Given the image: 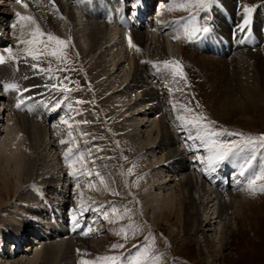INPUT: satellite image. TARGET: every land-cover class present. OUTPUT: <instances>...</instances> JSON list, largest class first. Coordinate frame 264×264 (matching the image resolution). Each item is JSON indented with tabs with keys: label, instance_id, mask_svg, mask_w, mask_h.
Here are the masks:
<instances>
[{
	"label": "rangeland",
	"instance_id": "374dc122",
	"mask_svg": "<svg viewBox=\"0 0 264 264\" xmlns=\"http://www.w3.org/2000/svg\"><path fill=\"white\" fill-rule=\"evenodd\" d=\"M33 1L35 6L40 9L41 17H46V12L54 11L51 4L45 11L39 5L38 0ZM51 1L48 0V3ZM60 1L66 2L62 6L70 5L75 17L79 18L81 13L78 0ZM130 1L135 2V0ZM229 1L212 0V3L206 8H200L194 4L187 9L180 8L179 12L181 14L189 12L196 14L195 24L200 29L209 25L212 12H214L218 22L225 21L229 25L241 29L240 26L244 23L245 17L249 16V13L245 12L247 6L253 9L250 14V23L241 30L245 34L252 32V28L256 27L254 26L255 21L259 23L256 25L259 28L261 26V30H264V0H254L255 2L234 0L236 5L234 10L228 5ZM170 2L155 0L152 4V14L157 19L156 21L162 20H159V23L162 22L161 25L166 20L171 19L172 14L166 8ZM0 4H2L0 6L5 7L0 9V55H3L4 49L9 48V46L15 49L18 54V59L7 65L9 71L6 68L0 73V94L2 96V100H0V123L6 124L12 119L14 111L11 107L16 111L37 113L42 110L45 112L46 156L50 160L48 168H45L47 171L45 174L49 180L46 181L47 183L42 182L45 178L44 167L39 170L41 176L38 175V179L34 180L36 183L45 185L47 190L45 195L52 200V207L47 210L35 209L27 212L16 206L19 203L16 198L17 190L15 194H12V198L5 196L6 202L0 207V264H27L35 249L44 244L56 243V239H46L41 235L45 233L53 221L66 229L67 234L62 237L66 239L61 238V242L66 240L70 241V244L73 243L65 261H60L64 264H81L82 260L91 259V257L94 259L93 261H97L98 257L104 256H119L118 264H135L138 257L142 260V264H264V192L262 191L257 190L251 193L253 200H251V204L250 202L246 203L243 212H238V206H233V204L228 206L222 219L227 226L224 229L225 238L223 237V239L219 224L214 223V219H210L209 225L204 226L206 221L203 220L206 215L213 217L211 214L213 210L210 207H208L209 214H206L202 207L199 209L203 230L195 233L183 227V222L180 220V209L177 207L175 208L176 214H172L171 217L167 214L159 216L156 214L155 207L158 203H161L158 208L163 206L161 210L162 213L163 211L165 213L164 201L167 200L168 196L176 198L177 181H175L172 169H168L163 161H160L162 151L158 147L159 133L155 127L157 118L153 112L144 108L143 103L145 101L140 95L136 96L134 84H129L130 77H126L129 66L128 44L125 41V38H128L127 35L121 36L119 40L121 42L118 41L115 47V55L121 57L116 66L111 67L116 57H108L105 53L104 58H102L103 64L100 66L101 68L104 66V69L93 70L92 64H89L88 59L82 57L71 37L68 39L64 31H61V34H55L52 27L49 26L47 29L44 24H40L36 14L31 15V12L28 15L34 17L43 32H51L67 42L63 48L65 53L63 58L57 59L55 56L42 54L38 59L33 60L24 51L27 45L20 42L32 38L31 34L35 25L26 22L30 30L24 33L23 29L18 27L20 21L17 20L16 16V5L22 3L0 0ZM220 6L224 10L222 15L217 12ZM9 9L13 11L11 12ZM29 9L31 8L28 6V11ZM135 13V9H129V14L135 15ZM226 14H229L233 21L230 19L231 22H227ZM77 17L76 20H78ZM58 20H61V27H65L67 22L64 20L66 19L58 18ZM66 26L68 27V24ZM80 26H83V22ZM123 26L118 25L121 33L128 32ZM251 26L253 27L251 28ZM164 27L161 29L163 30ZM244 33L242 34L243 38ZM197 34L199 35L197 40H199L203 36V31L197 32ZM258 36L261 42L253 45V47L262 42L264 44V36L262 38L260 34ZM43 39L46 40L47 37L45 36ZM79 39L80 44L85 46L84 39L80 34ZM201 40L204 42L203 38ZM244 42L246 43V39ZM190 46L193 45L189 44L188 47ZM253 47L248 46V48ZM143 49V56L148 57L146 56V44ZM229 53L227 52L226 55L211 53L215 57H224L223 60H225L218 64V68L214 66L216 72L218 69H223L227 75H231V66L227 65L232 56ZM161 64H163L162 61H151L150 66L144 70L145 72H142L143 77L150 82V85L155 87L158 85V89L161 90L165 99H169L164 105L161 104L166 112L165 120L167 118L168 128L171 127L169 130L175 138V147L179 148L185 160L194 165L192 175L197 179L195 180L198 183L203 182L206 187L212 186L214 188L216 183L211 184V181L218 178L217 175L221 173L219 172L221 166L217 167L215 171H210L206 163L198 159V157H207L208 153L200 146L199 140L189 138L196 135L197 129L190 125H184L177 119V116L184 115L189 119L195 116H203L205 119L202 123H208L212 130H227L228 132L242 133L245 137H256L264 134V103H261V108L258 109L248 108L241 101L243 98L240 96L235 97L232 92L224 93L222 91L218 92L219 96L221 95L220 101H214L212 84L206 80L204 73L188 62L184 68L186 67V75L191 85L187 86L192 99V104L188 108L191 111H186L187 108H181L180 111L176 110L179 112L176 113L171 103V99L173 101L175 96L171 95L170 90L163 88L164 79L163 75L161 76L163 66ZM2 66L4 67L5 64H0V71ZM48 69L51 70L48 71ZM165 69L164 71H168L170 68ZM113 75H115L116 80L112 82L110 80ZM11 83L16 84L19 90H5L4 85ZM53 85L56 87L54 88ZM65 85L71 89L69 93L60 90ZM193 91L195 95H193ZM224 96L227 100L229 99L225 107L223 106ZM21 101H23L21 107L17 108V103ZM174 123H177L175 124L176 127L173 126ZM0 134L1 137L4 135L3 129H0ZM219 138L223 140L239 139V137L228 136L226 133ZM148 139L152 141L150 146ZM61 141H66V143L62 144ZM69 148L72 149V152L66 159L64 154ZM262 161H264V148L257 150L256 160L253 161L254 168L258 169ZM6 170L7 165L3 162L0 163V175ZM73 170L76 171V175L71 174ZM153 174H155L154 178ZM236 175L237 172H235ZM170 176H173L174 179L169 181ZM155 178L160 179V181L163 179L165 181L168 178L165 188L157 189L156 184L158 182ZM236 178L238 183L236 182V185L233 183L232 188L235 186L239 188L241 177ZM257 183L261 184L264 181ZM0 185V193L4 194L5 187L1 180ZM49 187H53V189ZM2 189L4 190L2 191ZM147 190L152 195L151 204L153 205L150 207L143 205L145 203H143V195ZM60 193H64L65 197L63 198ZM62 199L68 201L65 207L62 205ZM174 201L172 200L170 203ZM13 212L29 215L27 223L31 228L23 236V231L14 225L11 216ZM73 217L76 219L74 220ZM207 228L212 230H207ZM16 229L18 230L16 231ZM33 229L38 232H34ZM85 232L88 234L85 235ZM74 244L75 246H73ZM113 244H120L123 247L112 248ZM181 244L182 246H180ZM146 250L148 260L143 259ZM79 251L80 253H78ZM98 263L100 264L99 261Z\"/></svg>",
	"mask_w": 264,
	"mask_h": 264
},
{
	"label": "bare ground",
	"instance_id": "6f19581e",
	"mask_svg": "<svg viewBox=\"0 0 264 264\" xmlns=\"http://www.w3.org/2000/svg\"><path fill=\"white\" fill-rule=\"evenodd\" d=\"M38 1H39V5L45 11L49 8L48 5L51 4L54 7V11H53L54 13L46 12V17H41L40 15L41 12H39L40 9H38L37 6H35V2L33 0H25L24 2V3H27L28 6L31 8L29 9V11H28V7L25 8L23 7L22 4L16 5V11L21 13L22 15H27V16H29L28 13H31V12H32L31 15L36 14V16L38 17L37 19H39L40 24H44V26L47 29L49 26L52 27L53 32L55 34L57 33L61 34V31H64L68 39H70L71 37L73 42L76 44L78 48L77 50L80 52L82 57L84 59H88L89 64H92L93 70L94 69L102 70V68L104 69V66L102 68L100 66L101 64H103L102 58H104L103 56L105 55V53L108 55V57L109 56L111 58L116 57V59H114L115 61L111 64V67L112 66L115 67L116 64L118 63L117 61H119V59L121 60L120 56L115 55V47L118 44V41L121 39L120 37L123 35H127L128 38H125V37L124 38H125L126 44L128 45H129V38L131 39L132 43L136 47H129L127 45L128 47L127 51L129 55V66L127 70L128 72L126 71L128 76L126 77H130V80H128L129 84H134L135 90L137 92L136 96L140 95L141 98H143L142 100L145 101L143 103L145 105L144 108L147 109V111L149 112L150 111L153 112L154 113L153 115H155V118H157V122L155 121L156 123L155 127H157L156 130L159 133L158 134L159 135L158 147L162 151V155H161L162 157L160 156V158L162 159L160 161H163V163L166 165L168 169H172V173L175 176V181H177L176 182L177 195L175 196L176 198L174 199L173 196H168L167 200L164 201V204H165L164 208L166 209L165 213L164 211L162 213V210H161L163 209V206L160 209L158 208V205L159 204L161 205V203L157 202L158 203L157 206L156 205H155L156 207L154 206L156 209V214L158 216L167 214L169 217H171L172 214H176L175 208L177 207L178 209H180V220L181 222H183V227L186 230L190 229L191 231L195 233L197 231L203 230L199 209L202 207L204 209L203 211L206 214H209L208 207H210L213 210L211 213L213 217L206 215V218L203 220V221H206V224L204 226H208L210 219H214V223L219 224V229L222 234V239L223 237L225 238L224 229L227 226L225 225V222L222 221V219L224 218V215L227 211L228 206L233 204V206L234 205L238 206V212H243L245 210V205H247L246 203L250 202L251 204V200H253L252 199L253 196L251 197L252 192H250L247 188V174H245L244 176L240 175L239 164L241 161L239 160V158H233V160L228 161V163L233 167L234 171L237 172L236 177H241L239 180V188L235 186L236 184L234 185L235 188H232L231 185L226 186V184H223V183H221L220 186L215 184L216 187L214 186L213 188L212 186L206 187L203 184V182L198 183V181H196L197 179L195 178V176L192 175V170L194 169V165H192L191 162L185 160L179 148L175 147V138H173L171 131L169 130V128L171 127L168 128L169 125L167 126V122H166L167 118L165 120L166 112L164 111L161 104L164 105V103L168 101L169 99L168 100L165 99V97L161 93V90L158 89L159 88L158 85H157L158 87L157 86L155 87L154 85L153 87L152 85H150V82L147 81L143 77L142 72L146 70L148 66H150L151 61L153 62L154 61H162V62L179 61L180 65L182 66L183 72H184V77L173 75V72L171 69H169L168 71H164L165 67H162L163 74H161V76L163 75L162 77L164 79L162 82V84H164L163 88H166V90H170L171 95L175 96L173 101L171 99V103L173 104L175 111L176 110L180 111L181 108L188 109L189 106H191L192 104L191 93L189 91V87H187L191 85L189 84V80L186 75V71H187V70L185 71L186 67L184 68V66L188 62L192 63L198 70L204 73V75L207 78L206 80L212 84L213 89H214L213 90L214 92L212 93V97L214 98V101H217V102L220 101L221 95L219 96L218 92L220 91L224 93L232 92L234 93L233 95L235 97L238 95L241 98H243V100L241 101L245 103L248 106V108L258 109V108H261L260 107L261 103H264V44L263 42L260 45H257L253 48H248L247 47L248 45L244 42L243 36L239 34L241 29L238 27L229 25L225 21L218 22L217 18H215L214 12H212L213 23L211 24L212 22V17H211V21L209 23V25L210 24L211 25L210 26L208 25L206 27L209 29V31L203 32L204 41L205 42L208 41L209 44L202 45V43H199V41L197 40L199 35L197 33H196L197 36L195 34V36L189 39L185 35V32H184L185 25L189 24V21L192 20L193 18L196 23L197 16L196 14L190 13V12L186 14H181V12H179L180 7H178V5L183 3V0H173V1L167 0L169 2L171 1L168 7H166L167 10L172 14L171 19L170 20L168 19V21L165 19L166 22L165 23L163 22L164 24L162 25L160 24L162 22L159 23V20L161 19H158L157 22H152L148 20V23L150 25H148L146 29H144L145 27L141 25L143 21L141 13H144L147 19L152 9V4H153L152 2H154L155 0H140L139 9L137 12L139 19L137 20L131 17L127 19L126 28L129 31L124 32L125 34L121 33L120 27H118L117 24H112L111 21H109L108 23L104 19V17L101 15L100 9L99 10L93 9L91 11H88V4L90 0H79L78 6L80 7V13L82 14V15L81 14L79 15V18L76 16L79 21L76 20V17L70 5H67L68 7L62 6L65 1L62 2L60 0H52L51 3H48V0H38ZM247 1L253 2L254 0H247ZM116 3L120 7V12H121L120 15H124V8H122L121 3L118 2V0H116ZM228 5L231 7L232 10H234L236 7L234 0H230L228 2ZM249 5H253V4H249ZM2 8H5V7L0 6V9ZM85 8H87L86 11H84ZM9 10L11 11V9ZM217 12L219 15H222L224 13L222 6L219 7V10H217ZM14 14H15V10H14ZM58 18L66 19L64 21L67 22L68 27L66 26L67 24L65 25V27H61L60 25L61 20L59 21ZM88 18L91 19L92 22L89 21ZM234 19H237V18H234ZM17 20H18V17H17ZM82 22H83V26H80ZM256 24H259V23L255 21L254 26L258 28L257 30L255 29V31L258 34H260L262 38L264 36L263 35L264 30L261 31V33L263 32L261 34L259 27ZM27 25L25 21H20V24L18 25V27L19 28L21 27L25 33L30 30V27ZM163 26L165 27L162 30L161 28ZM195 27H196V24H195ZM69 29H70V33L68 34ZM79 34L84 39L85 46L80 44ZM189 40H191V42H189ZM145 44H146V51H147L146 56L148 57L143 56L144 53L142 54V51L144 50L143 46H145ZM189 44L193 46L188 47ZM246 47L248 49H246ZM12 50L14 53L17 54V51L15 49H12ZM227 52H230L232 54L230 60H228V63H227V65L231 66V70H232L231 75H233L232 77H230L231 76L230 74L227 75V73H225L223 69L222 70L218 69V72L215 71L214 66L217 67L219 63H223V61L225 60H223L224 57H221V56L215 57L211 55V53H213L214 55L216 54L226 55ZM3 56L6 57L7 53L5 52ZM111 60L113 61V59ZM10 63L11 61L6 62L5 66L4 67L2 66L0 73L5 71L6 68H7V71H9L7 65ZM161 65L163 66V64ZM114 76L115 75L111 76L112 79L110 81L113 82L116 80V77ZM151 77L153 78V76ZM27 78L31 82H33L29 77ZM103 84H106V83H103ZM193 95H195L194 91H193ZM225 97L226 96H224V101H223L224 107L229 100V99L227 100V98ZM0 100H2L1 94H0ZM11 108L14 111V115H12L13 117H11L12 119L8 121L6 124L0 123V129L4 130V135H2V137L0 136L1 137L0 138V163L3 162L5 163V165H7V170L4 171L2 175H0V180L2 181L5 187V190L2 189V191L3 190L5 191L4 194L0 193V207L3 206L6 202L5 196L12 198L11 197L12 194H15V191L17 190L16 198L19 203L16 206L20 210L27 211V212L35 210V209L47 210L50 207H52V204H51L52 200H50L45 195V192L47 191L45 185H43L42 183L41 184L36 183L34 180L38 177L40 168L42 169L44 167L43 168L44 170L46 167L48 168V165L50 163V160L46 156L47 148L45 146V141L47 138V129L44 126L46 122L44 120V118H46L44 115L45 112L42 110L41 111L38 110L39 112L37 113L21 111V110L16 111L13 107ZM138 110L140 111V109ZM177 111L176 113H179ZM40 119L42 120L41 122H40ZM175 124L177 123H174L173 126ZM175 130L177 131V129ZM148 140H149L148 145L150 146V143L152 144V141L151 139H148ZM148 145H147V148H148ZM46 172L47 171L45 169V172L43 173L45 174ZM153 175H154L153 176L154 178L155 174ZM39 176H41V174ZM44 177L45 178L43 179L45 180V182L42 178L40 179L43 180L42 181L43 183H47L48 182L47 180H49V178H47L46 174ZM173 179H174L173 176L169 177V181ZM167 181H168V178L165 181L164 179L162 181H160V179L158 180L156 179V182H158L156 184L157 189L165 188V186L167 185ZM49 188L53 189V187H49ZM150 193L151 192H148L147 190V192L144 193L143 195V198H144L143 203L145 202L143 205L146 207L147 206L150 207V205L151 206L153 205L151 204L152 195H150ZM60 194L62 195L63 198L65 197L64 193H60ZM172 200H175V201L170 203V201ZM67 203H68L67 200L62 199L63 207H65ZM11 216H12L14 225L23 231L22 236L25 235V233H27L29 229L31 228V227L29 228V225L27 223V218L29 217V215L28 214L23 215L18 212H13L11 213ZM52 223L55 225H53ZM17 230L18 229H16V231ZM207 230H212V229L207 228ZM33 231L38 232L36 229H33ZM66 234L67 232L65 228H63L61 225L57 224L54 221L51 222L50 226L47 228L45 233L41 235H43L46 239H50V238L51 240L53 238L56 239L57 240L56 243H51L48 245L47 244L45 245L43 243L44 245L42 247L35 249L33 255L29 258L27 264H64V262H60V261H65V259L67 258V255L72 249V244H73L72 242H71L72 244H70V241L68 242L66 240L61 242V238L65 237ZM85 242L87 241L85 240ZM75 244L73 246H75ZM84 246L83 248H86ZM180 246H182V244ZM78 253H80V251ZM85 260L93 261L94 259H92L91 257V259L87 258Z\"/></svg>",
	"mask_w": 264,
	"mask_h": 264
},
{
	"label": "snow or ice",
	"instance_id": "6c2138e0",
	"mask_svg": "<svg viewBox=\"0 0 264 264\" xmlns=\"http://www.w3.org/2000/svg\"><path fill=\"white\" fill-rule=\"evenodd\" d=\"M17 2L22 3L23 7L27 8L28 4L24 3V0H17ZM212 3V0H183V3L179 4L178 7L187 9L189 6L195 4V6L200 8H206ZM253 9L245 7V12L249 13L248 17H245L244 23L240 26L243 28L244 26L250 23V14ZM16 16L20 21L30 22L35 25L34 30L32 31V38L28 40H22L21 43L27 45L24 49L25 53L30 56L33 60H36L42 54H47L51 56H55L57 59H61L65 56L63 51L64 46L66 45V41L61 39L60 37L52 34L51 32L45 33L43 32L39 25L36 23L34 17L22 15L17 12ZM15 27V25H13ZM23 27V25H22ZM208 32V28L200 29L195 27L194 18L189 21V24L185 25L184 32L185 35L191 39L197 32ZM47 39H43L44 37ZM178 38V37H177ZM42 46V47H41ZM129 47H136L131 39L129 38ZM139 50V49H137ZM5 52L7 56L0 55V64H5L8 61H14L18 59V55L13 52L12 48H5ZM36 67V65H33ZM163 67L170 68L173 72V75L184 77V72L182 66L179 61H164ZM51 69H48L50 71ZM43 71V69H42ZM55 88L56 86L53 85ZM5 90L8 89H18V86L14 83L5 84ZM64 93H69L71 89H69L66 85L60 88ZM17 103L16 107H21V104ZM59 107V104H57ZM186 111H191L186 109ZM177 119L180 120L184 125H190L193 128L197 129V133L195 136H190V139L199 140L200 146H202L207 152V157H198L202 162H205L208 169L210 171H215L217 167H220L226 161H231L233 158H239L241 161L239 164L240 167V175L244 176L247 174V188L250 192H255L257 190L264 192V183L258 184V181H264V161H262L259 165V168H254L253 161L256 160V152L258 149L264 148V134H260L259 136L245 137L242 133L239 132H228L227 130L215 131L209 127L208 123H202L205 119L203 116H195L191 119L187 118L184 115L177 116ZM67 123V121H65ZM210 123V122H209ZM239 137V139H230L223 140L219 137L225 135ZM71 135V133H70ZM62 144L66 143V141H61ZM72 152V149L69 148L67 152H65V158L69 157V154ZM247 154V155H246ZM82 158V157H81ZM71 167V162H70ZM131 172V169H129ZM72 175H76V171L73 170ZM97 175H99L97 173ZM103 183V180H101ZM75 220L76 218L73 217ZM85 235L88 233L85 232ZM112 248H122L123 245L113 244ZM147 250L145 251L144 260H148ZM118 264L120 261L119 256H104L98 257L97 261L91 260H82L81 264ZM135 264H142V260L138 257Z\"/></svg>",
	"mask_w": 264,
	"mask_h": 264
}]
</instances>
